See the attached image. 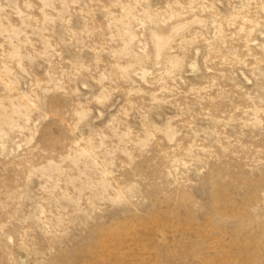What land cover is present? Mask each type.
I'll use <instances>...</instances> for the list:
<instances>
[{
    "label": "rangeland",
    "instance_id": "1",
    "mask_svg": "<svg viewBox=\"0 0 264 264\" xmlns=\"http://www.w3.org/2000/svg\"><path fill=\"white\" fill-rule=\"evenodd\" d=\"M0 264H264V0H0Z\"/></svg>",
    "mask_w": 264,
    "mask_h": 264
}]
</instances>
